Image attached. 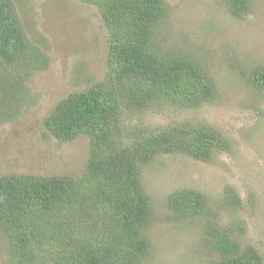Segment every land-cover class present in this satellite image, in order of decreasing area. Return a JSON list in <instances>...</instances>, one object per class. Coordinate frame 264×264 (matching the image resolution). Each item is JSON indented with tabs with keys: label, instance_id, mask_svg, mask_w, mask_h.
Here are the masks:
<instances>
[{
	"label": "trees",
	"instance_id": "1",
	"mask_svg": "<svg viewBox=\"0 0 264 264\" xmlns=\"http://www.w3.org/2000/svg\"><path fill=\"white\" fill-rule=\"evenodd\" d=\"M84 1L97 5L109 31L106 78L63 97L44 124L63 141L86 132L89 156L77 177L0 176V231L8 264H144L152 250L148 230L154 220L141 166L173 153L207 160L216 150L231 148L222 131L203 121L153 129L126 126L124 118L162 102L181 108L212 102L217 82L196 49L156 43L165 0ZM226 3L235 16L250 7V0ZM0 60L18 75L47 64L46 55L26 35L13 0H0ZM249 78L264 87V66H251ZM222 204L237 209L241 198L227 189ZM167 206L177 220L204 219L202 242L219 255L216 264H264L253 246L236 239L244 231L243 220L220 225L204 193L177 190L168 195Z\"/></svg>",
	"mask_w": 264,
	"mask_h": 264
},
{
	"label": "rangeland",
	"instance_id": "2",
	"mask_svg": "<svg viewBox=\"0 0 264 264\" xmlns=\"http://www.w3.org/2000/svg\"><path fill=\"white\" fill-rule=\"evenodd\" d=\"M227 0H165L166 14L156 24L163 48L196 49L217 82V97L195 108L162 102L157 108L124 118L153 129L189 120L213 124L231 143L229 151L197 160L182 153L157 157L141 166L153 223L152 250L144 264H216L219 255L202 240V218L177 220L167 197L180 189L202 192L216 210V221L229 226L243 220L236 239L253 246L264 262V87L252 84L250 67L264 66V0L233 15ZM30 41L47 57L41 69L12 74L0 60V176L81 174L90 137L78 133L60 140L45 118L68 94L98 84L108 69L109 31L97 5L84 0H13ZM241 198L239 208L224 207L227 189ZM0 231V264H8ZM44 260V259H43ZM40 264H55L44 260Z\"/></svg>",
	"mask_w": 264,
	"mask_h": 264
}]
</instances>
